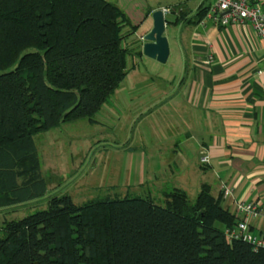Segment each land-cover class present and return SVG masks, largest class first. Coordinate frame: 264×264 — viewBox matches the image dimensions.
I'll list each match as a JSON object with an SVG mask.
<instances>
[{
    "label": "trees",
    "instance_id": "trees-1",
    "mask_svg": "<svg viewBox=\"0 0 264 264\" xmlns=\"http://www.w3.org/2000/svg\"><path fill=\"white\" fill-rule=\"evenodd\" d=\"M209 8L201 4L195 16ZM136 25L110 0H0V207L42 195L37 132L94 114L128 72ZM126 40V44H122ZM150 197L68 194L0 223V264H264V249L225 235L238 217L200 184Z\"/></svg>",
    "mask_w": 264,
    "mask_h": 264
},
{
    "label": "rangeland",
    "instance_id": "rangeland-1",
    "mask_svg": "<svg viewBox=\"0 0 264 264\" xmlns=\"http://www.w3.org/2000/svg\"><path fill=\"white\" fill-rule=\"evenodd\" d=\"M168 36L170 53L164 62L127 55L128 73L94 121L78 118L34 134L46 189L30 200L0 207V223L46 208L48 198L61 194L76 204L105 196L150 197L164 204V193L178 186L190 201L195 199L199 184L209 178L199 160L201 147L194 144L182 157H175L171 147L184 138L188 112L199 117L200 111L186 107L180 84L188 74L182 65L185 49Z\"/></svg>",
    "mask_w": 264,
    "mask_h": 264
},
{
    "label": "crops",
    "instance_id": "crops-1",
    "mask_svg": "<svg viewBox=\"0 0 264 264\" xmlns=\"http://www.w3.org/2000/svg\"><path fill=\"white\" fill-rule=\"evenodd\" d=\"M110 1L136 25L127 41L137 39L140 48L141 35L152 25L151 12L169 8L163 11L168 20L165 34L171 35L173 42L177 39L186 53L182 65L188 74L186 80L180 77L186 107L201 113L198 117L188 112L184 138L172 143L174 156H186L187 149L198 144L199 154L209 158L203 164L209 178L203 182L214 195L222 196V204L238 218L239 201H254L264 207V71L258 72L264 69V41L252 24L246 20L219 25L206 14L198 20L199 6L212 0ZM255 1L264 8V0ZM168 14L172 17L167 18ZM224 187L231 191L224 194ZM246 218L251 232L264 230L261 216Z\"/></svg>",
    "mask_w": 264,
    "mask_h": 264
},
{
    "label": "built area",
    "instance_id": "built-area-1",
    "mask_svg": "<svg viewBox=\"0 0 264 264\" xmlns=\"http://www.w3.org/2000/svg\"><path fill=\"white\" fill-rule=\"evenodd\" d=\"M168 9V7H163L164 12ZM206 15L219 25L242 23L247 20L264 41V8L255 0H212L209 2ZM260 71H264V69H258V72ZM199 160L203 164L207 163L209 161L208 155H200ZM229 191L231 188H223L224 194ZM236 207L241 216L234 226L225 227V235L228 238L241 237L249 242L255 250L264 249V230L258 233L251 232L246 218L261 216L264 220V207L254 201H239Z\"/></svg>",
    "mask_w": 264,
    "mask_h": 264
},
{
    "label": "water",
    "instance_id": "water-1",
    "mask_svg": "<svg viewBox=\"0 0 264 264\" xmlns=\"http://www.w3.org/2000/svg\"><path fill=\"white\" fill-rule=\"evenodd\" d=\"M152 25L142 35L141 51L144 55L164 62L169 54L168 39L165 34V25L168 21L161 8L151 12Z\"/></svg>",
    "mask_w": 264,
    "mask_h": 264
}]
</instances>
